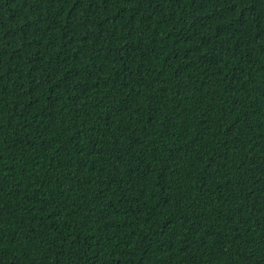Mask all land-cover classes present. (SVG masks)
<instances>
[{
  "label": "trees",
  "instance_id": "obj_1",
  "mask_svg": "<svg viewBox=\"0 0 264 264\" xmlns=\"http://www.w3.org/2000/svg\"><path fill=\"white\" fill-rule=\"evenodd\" d=\"M0 264H264V0H0Z\"/></svg>",
  "mask_w": 264,
  "mask_h": 264
}]
</instances>
